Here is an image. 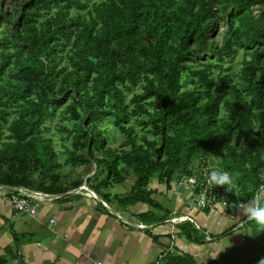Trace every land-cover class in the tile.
I'll return each mask as SVG.
<instances>
[{"label": "rangeland", "instance_id": "1", "mask_svg": "<svg viewBox=\"0 0 264 264\" xmlns=\"http://www.w3.org/2000/svg\"><path fill=\"white\" fill-rule=\"evenodd\" d=\"M34 1L0 0V149L3 144L18 140V131L13 124L14 120L22 115L23 100H17L15 97V92L21 86L12 75V69L18 61H24L31 55L26 39V27L32 26L40 32L49 25L52 30L54 23L63 19L71 22H67L68 29H74L85 24L95 7L116 0H44V3L36 8L30 21L25 23L24 10L33 5ZM183 1L185 0H146L145 3L146 6L159 5V9L165 10L172 8V4L180 5ZM78 4L82 6L79 7ZM202 5L212 11V31L207 35L204 49L184 61V69L177 80V94L181 95L179 97L184 101L191 98L193 119H197L200 110L216 98L213 116L215 134L200 130L194 138L195 152L186 166L160 167L158 171L162 176L172 172L173 184H176L174 186L177 189H186L181 187V184L178 185L181 177L198 170L208 173L212 170L228 171L234 182L225 187L230 191L227 196L230 201L238 202L252 196L242 185V177L254 179L257 175L264 178V138L257 135L258 121L254 117V113L259 110L257 92L264 90L263 83H258L259 69L264 70V44L256 43L248 47L238 39V36H244L252 29L264 25V0H203ZM243 5H246L243 12L235 14V9ZM59 32L52 30L49 58L38 59L57 73V83L51 95L55 105L38 133L52 147L55 153L54 163L45 171L39 162L28 161L20 164L0 156V183L22 184L40 189L59 187L60 190H66L78 188L87 180L86 188L91 191L85 189L84 192L89 197H95L94 190L97 192L98 188L105 189L100 183L107 172L104 160H112L115 154L130 150L126 131L130 132L129 136L134 137L137 144L151 141L154 147H158L162 142V123L157 112L160 98L156 94L143 100L138 98L149 88L159 92L162 87L156 74L140 73L136 78H126L125 82L119 85L127 112L124 120H119L116 103L110 100V107L104 108L110 110V113L100 119L83 122L84 111L80 105V94L66 80L67 75L75 68L74 35L67 36ZM194 46L195 44L192 45ZM247 73H251L252 77L248 78ZM61 100H64V103ZM137 104L144 110L137 108ZM242 110L246 111L248 120L250 119L249 129L245 130L249 135L236 142L235 133L240 124H243L240 123ZM90 123H94V129L102 137L101 149L86 146L74 138L77 124L87 126ZM71 153L75 159H72ZM118 175L121 177L112 180V183L125 179L123 188L127 190L133 175L131 167L119 162ZM180 199L188 208L190 196L188 201L181 197ZM218 211L235 212L231 208L226 211L222 206L218 207ZM179 213L178 211L176 218H172L179 229V239L187 241L181 229V225H186L193 237L202 239L199 243H214L219 247L217 254L207 256L206 259L198 258L195 260L197 263L207 264L210 260L219 258L222 253L226 255L222 258L225 264H259L264 260V241L253 236V222H244L246 217L236 215L231 218L237 220L236 224L223 229L222 232L227 233L219 238L217 234L199 235L201 228L191 229L184 223L188 219L193 222L194 220ZM227 234L230 236L224 241L223 237ZM176 253L184 252L179 249L162 252L156 264H168L172 254Z\"/></svg>", "mask_w": 264, "mask_h": 264}, {"label": "trees", "instance_id": "2", "mask_svg": "<svg viewBox=\"0 0 264 264\" xmlns=\"http://www.w3.org/2000/svg\"><path fill=\"white\" fill-rule=\"evenodd\" d=\"M145 1L116 0L104 3L93 9V14L84 25L68 29L69 21L61 19L60 22L54 23L53 29L67 36L74 35L75 68L67 75L66 80L80 94V105L84 111L83 122L89 119H100L110 113V110L104 109L105 106L110 107V100L116 103L117 115L119 120L123 121L127 112L119 85L124 83L126 78H136L140 73L157 75L162 89L156 92L154 88H149L138 98L143 100L154 94L160 98L157 103V112L162 123V142L158 147H154L151 141L137 144L134 142V137L129 136L130 132L126 131L130 150L115 154L112 160H104L107 172L100 183L105 188L109 187L112 180L121 177L118 175V163L127 164L131 167L135 180L126 196L114 198H117L120 203L140 201L153 208L162 209V206L151 197L153 190L148 189L150 178L160 173L158 171L160 167L186 166L195 152L194 138L200 130L215 134L213 116L216 98L214 97L200 110L197 119H193L194 109L191 98L184 101L179 97L181 95L177 94V80L184 69V61L204 49L207 35L212 31V11L202 5L203 0H185L180 5L172 4V8L165 10L159 9V5L146 6ZM43 3L44 0H35L33 5L25 8L23 18L25 23L30 21L36 8ZM73 3L75 4L74 1ZM78 6L81 7L82 4ZM245 8L246 5H243L235 9V14L242 13ZM1 16L0 14V18ZM26 29V39L31 55L24 61H18L12 69V75L21 86L15 92V97L17 100H23L22 115L15 119L13 124L18 131V140L3 144L0 156L11 161H18L20 164L28 163V161L39 162L43 170L48 171L54 163L55 153L50 144L38 133L55 105L51 95L57 83V73L38 59L49 58V43L53 29L51 30L49 25L40 32L32 26ZM238 39L248 47L256 43L264 44V25L252 29L244 36H238ZM193 44H195L194 47H192ZM8 65L9 63L6 66ZM250 74H246L249 75L248 78L252 77ZM258 83H263L264 86L262 68L259 69ZM256 96L259 107V110L254 113L258 121L256 132L260 138H264V90H258ZM64 100L61 102L64 103ZM136 107L142 109L139 104ZM246 114L244 110L240 112V123L243 124H240L235 133L236 142L241 137L249 135L245 132L250 125V119L248 120ZM74 138L86 146L91 145L98 149L103 147L102 137L94 129V123L87 126L77 124ZM70 156L75 159L72 153ZM168 173L164 174L165 176L159 174L160 179L168 182L172 172ZM241 181L250 195L264 184V178L257 175L254 179L242 177ZM0 185L25 186L49 193H64L73 189L60 190L59 187L40 189L15 183H0ZM162 210L168 212L164 208ZM4 220L8 223L18 248L13 226L7 219ZM231 221L229 226L233 227L237 220ZM251 230L254 237L264 241V230L260 231L254 222ZM182 231L187 240H194L189 229L182 227ZM156 238L157 236L152 237L153 240ZM225 256L222 253L219 258L212 259L207 264H225V261H222ZM0 264L28 263L17 251V258L14 261L0 255ZM168 264L200 263H197L188 253H176L172 254Z\"/></svg>", "mask_w": 264, "mask_h": 264}, {"label": "crops", "instance_id": "3", "mask_svg": "<svg viewBox=\"0 0 264 264\" xmlns=\"http://www.w3.org/2000/svg\"><path fill=\"white\" fill-rule=\"evenodd\" d=\"M159 174L150 178L148 189L153 190L152 199L167 213L145 202L120 203L114 198L128 194L134 175L127 190L123 186L125 179L110 184V188L98 189V194L92 192L99 198L87 196L84 190L90 189L83 188L80 194L68 193L43 203L35 216L17 212L0 197V255L14 261L19 251L28 264H156L162 252L176 249L195 260L217 254L219 247L214 243H199L202 239L193 236V241L179 239V229L172 218L179 211L196 223L185 221L190 228L202 229L199 235L217 237L227 233L222 231L231 225V218L218 210L187 208L180 197L188 201L190 192L177 189L173 177L167 182ZM83 183L88 186L87 180ZM4 219L13 226L18 248ZM182 227L188 229L186 225ZM153 236L157 238L153 240Z\"/></svg>", "mask_w": 264, "mask_h": 264}, {"label": "built area", "instance_id": "4", "mask_svg": "<svg viewBox=\"0 0 264 264\" xmlns=\"http://www.w3.org/2000/svg\"><path fill=\"white\" fill-rule=\"evenodd\" d=\"M210 172L211 171H209V173ZM209 173L205 170H198L195 173L181 177L178 180V185L181 184V187L190 191L189 207L192 209L215 211L218 210L219 206H222L226 211L228 208L234 210L232 206L234 203H238L239 201L234 202L233 199H231L233 201H230L227 196V193L230 191L225 189V187H217L210 184L207 180ZM83 188H86V184L84 183L78 188L68 190V192L49 193L25 186L0 185V195L9 202L12 209L26 215L35 216L43 203L61 199L62 196L68 193L80 194L81 191H83ZM225 214H227L230 218L238 215L236 212ZM239 220H241V218ZM187 221L196 225L191 219H188Z\"/></svg>", "mask_w": 264, "mask_h": 264}, {"label": "clouds", "instance_id": "5", "mask_svg": "<svg viewBox=\"0 0 264 264\" xmlns=\"http://www.w3.org/2000/svg\"><path fill=\"white\" fill-rule=\"evenodd\" d=\"M207 180L217 187H226L234 182L233 177L225 170H212ZM233 208L239 214L237 216L246 217L244 222H254L260 231L264 230V185L259 187L251 198L234 203ZM259 264H264V260H261Z\"/></svg>", "mask_w": 264, "mask_h": 264}, {"label": "bare ground", "instance_id": "6", "mask_svg": "<svg viewBox=\"0 0 264 264\" xmlns=\"http://www.w3.org/2000/svg\"><path fill=\"white\" fill-rule=\"evenodd\" d=\"M95 197L99 198L98 196L95 195Z\"/></svg>", "mask_w": 264, "mask_h": 264}, {"label": "water", "instance_id": "7", "mask_svg": "<svg viewBox=\"0 0 264 264\" xmlns=\"http://www.w3.org/2000/svg\"><path fill=\"white\" fill-rule=\"evenodd\" d=\"M68 192V191H67Z\"/></svg>", "mask_w": 264, "mask_h": 264}]
</instances>
